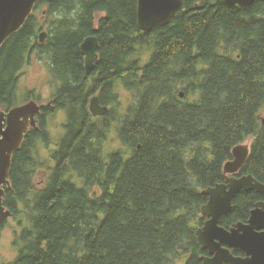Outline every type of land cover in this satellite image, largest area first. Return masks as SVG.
Here are the masks:
<instances>
[{
    "label": "trees",
    "instance_id": "obj_1",
    "mask_svg": "<svg viewBox=\"0 0 264 264\" xmlns=\"http://www.w3.org/2000/svg\"><path fill=\"white\" fill-rule=\"evenodd\" d=\"M137 5L42 0L1 48L0 109L31 100L21 99L19 79L33 54L48 61L55 87L13 158L4 204L20 228L18 253L0 264H201L202 191L225 182L235 146L251 140L238 176L264 183V0H185L151 32L139 28ZM90 35L99 59L87 75L80 45ZM122 89L131 96L120 117L123 147L105 155ZM95 94L107 115L91 113ZM56 111L66 119L51 149L47 121ZM43 149L55 165L39 186ZM259 201V192L240 191L220 224L248 221Z\"/></svg>",
    "mask_w": 264,
    "mask_h": 264
},
{
    "label": "water",
    "instance_id": "obj_2",
    "mask_svg": "<svg viewBox=\"0 0 264 264\" xmlns=\"http://www.w3.org/2000/svg\"><path fill=\"white\" fill-rule=\"evenodd\" d=\"M42 0H0V50L7 40L18 32L32 15ZM229 5L242 7L252 5L256 0H224ZM185 0H138V26L144 32L170 23L184 7ZM48 32L39 34L40 43L47 39ZM99 41L96 35H90L80 45L85 56V71L90 75L99 59ZM184 96V91L180 92ZM44 104L36 100L0 109V226L12 216V211L4 204L5 186L10 184V172L13 158L21 149L27 132L38 127V115ZM109 106L100 102L95 94L90 100L93 116H104ZM250 154V145L239 144L233 149V159L224 165L227 182L218 183L203 189L209 199L202 207L206 217L203 226L197 230L202 247L211 256H204L202 264H264V201L255 204L247 222H236L229 228L220 224L221 218L233 207L235 196L242 190H256L264 195V183L253 175L230 176L239 172ZM241 249L244 256H236L231 249Z\"/></svg>",
    "mask_w": 264,
    "mask_h": 264
},
{
    "label": "rangeland",
    "instance_id": "obj_3",
    "mask_svg": "<svg viewBox=\"0 0 264 264\" xmlns=\"http://www.w3.org/2000/svg\"><path fill=\"white\" fill-rule=\"evenodd\" d=\"M44 8L40 9L37 14L44 20ZM42 30L48 32V27L44 26ZM143 60L146 62L148 56L143 55ZM52 76L50 74L49 63L46 60L38 58L37 55L33 54L32 59L29 60L21 71L19 79V94L21 99L29 98L32 100V96L36 95L38 98L36 101L39 104H48L53 95L54 85L51 82ZM31 92H34L32 95H29ZM98 95V94H97ZM120 107L119 111H115V117L117 118L114 121V126L108 131V136L104 143L103 149L105 155L110 154L112 151L119 150L123 147L122 140L120 138L119 126H120V117L122 111H125L127 106L131 103V96L125 91L120 90ZM35 100V99H33ZM30 101V100H29ZM28 102V101H26ZM25 103V102H24ZM262 117H264V110L262 112ZM66 116L63 111H56L52 114L48 121L47 125L49 128V137L52 141L50 145L51 149L56 148L58 140L61 138L64 132L63 124L65 122ZM251 144V140L245 142ZM42 157L40 162L44 164L43 168L37 171L35 175V181L39 186L44 184L48 179V173L50 168L55 165L52 159H49V152L46 149L41 150ZM20 230L17 219L10 217L2 228L0 229V263H8L15 259L17 256L18 250L15 246L16 233Z\"/></svg>",
    "mask_w": 264,
    "mask_h": 264
},
{
    "label": "flooded vegetation",
    "instance_id": "obj_4",
    "mask_svg": "<svg viewBox=\"0 0 264 264\" xmlns=\"http://www.w3.org/2000/svg\"><path fill=\"white\" fill-rule=\"evenodd\" d=\"M46 105V104H45ZM48 105H51V102H49L48 103ZM54 163H55V161H54ZM48 173V175H49V172H47ZM225 182H227L226 181V178H225ZM45 183V182H44ZM263 197H264V195H263ZM247 222V221H246ZM232 250V252L236 255V256H244L245 254L241 251V249H239V248H237V249H231ZM204 256H211V254L209 253V251L207 250V254H205Z\"/></svg>",
    "mask_w": 264,
    "mask_h": 264
},
{
    "label": "bare ground",
    "instance_id": "obj_5",
    "mask_svg": "<svg viewBox=\"0 0 264 264\" xmlns=\"http://www.w3.org/2000/svg\"><path fill=\"white\" fill-rule=\"evenodd\" d=\"M182 9H183V8H182ZM84 59H85V56H84ZM93 96H94V95H93ZM91 98H92V97H91ZM109 114H110V113H109ZM241 144H242V143H241ZM243 144H245V143H243ZM233 149H234V148H233ZM232 153H233V151H232ZM233 158H234V157H233ZM233 158H232V159H233ZM230 160H231V159H230ZM228 161H229V160H228ZM224 165H225V164H224ZM223 170H224V168H223ZM239 172H240V171H239ZM239 172L234 173V174H230V176L240 177V176H238V173H239ZM248 175H251V174H248ZM242 176H243V175H242ZM222 183H223V182H222ZM242 190H246V189H242ZM242 190H241V191H242ZM255 191H256V190H255ZM257 192H258V191H257ZM259 193H260V192H259ZM260 194H262V193H260ZM205 195H206V194H205ZM262 195H263V194H262ZM235 197H236V196H235ZM207 202H208V201H207ZM205 204H206V203H205ZM206 219H207V218H206ZM199 228H200V227H199ZM199 228H198V229H199ZM201 264H202V263H201Z\"/></svg>",
    "mask_w": 264,
    "mask_h": 264
}]
</instances>
